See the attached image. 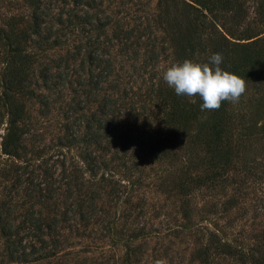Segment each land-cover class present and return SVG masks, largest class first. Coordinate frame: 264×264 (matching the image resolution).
I'll list each match as a JSON object with an SVG mask.
<instances>
[{"label": "rangeland", "instance_id": "rangeland-1", "mask_svg": "<svg viewBox=\"0 0 264 264\" xmlns=\"http://www.w3.org/2000/svg\"><path fill=\"white\" fill-rule=\"evenodd\" d=\"M186 1L0 0V264L264 256L262 73L210 141L205 112L170 121L159 93ZM208 2L217 26L264 28V0H232L224 16ZM194 3L188 15L208 19Z\"/></svg>", "mask_w": 264, "mask_h": 264}, {"label": "trees", "instance_id": "trees-1", "mask_svg": "<svg viewBox=\"0 0 264 264\" xmlns=\"http://www.w3.org/2000/svg\"><path fill=\"white\" fill-rule=\"evenodd\" d=\"M197 2L201 7L205 8L209 13L208 19L200 18L197 21V17L193 14L188 15V10H199L195 5ZM211 5H216L221 15H225L227 12H233L234 5L232 0H210ZM185 8L181 11L183 18L185 19L184 33L179 36H171L173 40V50L175 53L174 64L183 62L185 59L191 60L196 63L206 64L210 63L209 58L215 54L220 53L223 56V62L220 67L223 70L229 71L233 74L247 81L250 79L255 71H260L264 77V33L254 37L253 39L245 42L237 41L236 39L243 37H251L264 31L259 29L253 33L235 34L228 29H224L222 25L217 26L214 22L216 14L211 12V6L208 0H192V2H183ZM178 11L175 10L172 16L177 21ZM203 15V14H202ZM178 16V17H177ZM204 22L208 28L205 32L206 38H202V42L199 41V28L197 23ZM204 31V30H203ZM236 38V39H232ZM186 54V55H185ZM199 54H201L199 56ZM22 56V55H21ZM21 79L18 74V70L14 69L13 78L7 79V89L13 87L17 89L20 86ZM15 87V88H14ZM159 93L166 100L168 105V117L175 121H185L188 119H196L199 112H205L207 119H209L210 129L209 141L212 136H218L220 128L223 123L226 122L225 109L228 106V101H224L218 110H204L201 111V105L203 103L199 96L193 97L195 103L188 99L185 101L184 96H177L173 89L169 88L167 84L160 85ZM161 90V91H160ZM6 96H10L5 92ZM15 116L11 118V121L15 120ZM214 140V138H213ZM3 150L6 152L12 151V148L6 146L3 142ZM256 264H264V256L258 259Z\"/></svg>", "mask_w": 264, "mask_h": 264}, {"label": "clouds", "instance_id": "clouds-1", "mask_svg": "<svg viewBox=\"0 0 264 264\" xmlns=\"http://www.w3.org/2000/svg\"><path fill=\"white\" fill-rule=\"evenodd\" d=\"M209 60L206 64L187 59L175 63L163 72L162 79L177 96H199L203 101L201 111L218 110L224 101L238 103L246 92L245 79L220 67L223 62L220 53Z\"/></svg>", "mask_w": 264, "mask_h": 264}]
</instances>
